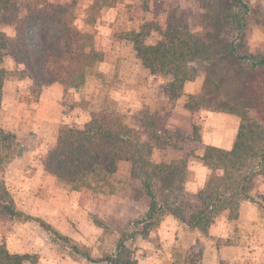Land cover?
I'll return each mask as SVG.
<instances>
[{"label":"trees","instance_id":"1","mask_svg":"<svg viewBox=\"0 0 264 264\" xmlns=\"http://www.w3.org/2000/svg\"><path fill=\"white\" fill-rule=\"evenodd\" d=\"M200 2L205 14L198 33L190 32L186 24L163 29L156 21H145L139 30L123 33L121 38L132 44L137 60L150 75L168 79L164 89L172 101L183 96L187 82L203 73L202 90L188 96L186 107L238 116L241 123L233 148L208 146L203 156L192 154L171 163H155V149H177L186 137L157 130L155 116L146 107L137 112L133 126L126 116L114 111L93 114L82 129L63 125L56 146L46 150L41 164L58 181L82 191L92 189L90 178L102 180L115 174L120 162H128L132 177L142 182L149 199L146 224L156 227L170 213L207 233L215 215L229 211L230 219L237 218L240 202L253 200L249 184L254 174L264 179V51L252 52L249 45L257 21L252 0ZM10 4L11 0H0V12L9 10ZM74 19L73 8L60 5L30 10L18 21L14 39L0 31V114L9 76L29 80L30 94L38 102L46 87L59 84L67 90L83 86L88 72L103 62L104 53L96 48L93 36L78 31L72 24ZM7 57L17 65L15 71L3 67ZM27 145V136L0 125V217L37 221L46 232L65 241L77 259L137 264L123 240L115 256L96 260L90 248L60 234L42 219L17 210L4 175ZM190 158L212 171L196 195L185 190ZM38 260V255L11 254L0 244V264H37ZM188 264L194 263L188 260Z\"/></svg>","mask_w":264,"mask_h":264},{"label":"rangeland","instance_id":"2","mask_svg":"<svg viewBox=\"0 0 264 264\" xmlns=\"http://www.w3.org/2000/svg\"><path fill=\"white\" fill-rule=\"evenodd\" d=\"M200 1L11 0L9 10L0 12V31L6 37L10 39L16 37L18 21L27 16L30 10L56 9L60 5L71 6L75 14L73 26L78 31L93 36L96 48L104 53V60L88 72L83 86L65 90L60 85L63 92L60 97V94H57V97L62 98V101L59 104H52L51 107L47 105L41 111L40 101L37 102L30 94V81L9 76L7 99L3 98L0 114L1 127L17 135L27 136L26 153L30 151L37 155L41 165L46 150L56 146L58 132L63 125L82 129L93 114L102 111L118 112L126 116L128 124L136 125L138 103L136 100L134 105L127 102L123 91L127 88L133 95L135 92L137 95L138 86L147 82L149 76L142 72L132 44L121 38L123 33L139 30L145 21H156L163 29L170 24H186L190 32L198 33L202 29L205 14ZM260 9H262L260 6L255 8L256 19L261 14ZM255 28L264 33V22L257 20L254 30ZM256 44L258 43L250 44L252 52L261 49L257 48ZM3 67L8 71L17 69V65L10 57L6 58ZM204 77L203 73L198 76ZM55 95V92L49 93L50 97ZM149 109L155 116L157 130L167 131L166 125L170 114L166 111L168 105L162 103L161 111ZM196 128L199 133L200 128L197 126ZM185 137L186 140L178 143L183 154L169 153L167 149L163 153L155 152L153 159L169 162L180 155L184 159L186 155L195 154L202 148L195 140V133L193 136ZM42 169L44 170L43 166ZM191 175L190 172L189 176ZM4 177L7 188L15 195L12 190H16L18 179L15 178L11 182L6 173ZM42 180L30 181L27 188L22 187L29 196L25 204L22 203L21 207L16 206L17 210L27 208L30 210V216L42 219L60 234L90 248L94 259L99 260L106 255L115 256L121 240L134 257L140 242L150 241V230L154 231L155 228L146 224L149 199L142 182L132 177L129 163L120 162L116 173L102 180L90 178L88 182L92 184L91 190L75 191L64 182ZM0 244H5L11 254L19 252L38 255L37 264H107L77 259L71 255L65 241L46 232L37 221L25 223L7 215L0 217ZM135 245H138L137 249ZM144 249L141 247V250ZM182 251L181 256L188 248Z\"/></svg>","mask_w":264,"mask_h":264},{"label":"crops","instance_id":"3","mask_svg":"<svg viewBox=\"0 0 264 264\" xmlns=\"http://www.w3.org/2000/svg\"><path fill=\"white\" fill-rule=\"evenodd\" d=\"M252 4L254 7L262 8L257 20L264 22V0H252ZM253 42L258 43L256 44L257 48L264 50V33L259 28H255L249 45ZM138 64L142 72L149 76V80L138 86L137 95L136 92L133 95L127 88L123 91L124 99L127 102L134 105V101H137L138 112L146 107L161 111L160 107L163 103L165 106L168 105L166 111L170 113L166 125L167 131L193 136L196 126L200 128L197 143L202 148L195 152L196 156H203L208 146L223 150L233 148L241 123L238 116L207 110L191 111L186 107L188 96L198 94L202 90L205 77H197L194 81L187 82L184 86L183 96L172 101L164 89L168 79L152 76L148 70L142 67L140 61ZM7 83L6 80L3 92L4 100L7 99ZM46 88L48 89L44 88L39 98L40 111L44 110L47 105L51 107L52 104H59L62 101V98L57 97V94H60V97L63 92L60 85L55 84ZM51 92H55L54 98L49 96ZM159 131L162 132V130ZM166 150L155 149L152 160L155 163H171L182 158V155L179 157L177 154L176 157H178L172 158L169 162L153 159L155 152L163 153ZM168 150L169 153L180 152L183 154V150L179 147L177 149L168 148ZM188 169L192 175L186 182L185 190L191 195H196L204 188L212 171L195 158H190ZM44 172L47 173L42 169L37 155L30 151L28 153L25 151L21 157L10 163L6 170L8 180L13 182L15 178L18 179L16 190H12L15 194L12 196L16 206L21 207L22 203L27 202L29 194L22 187L27 188L30 181L57 180L50 174L44 175ZM8 186L10 185L8 184ZM249 195L253 200L240 202L237 218L230 219L229 211H223L213 217V222L208 227L207 233L191 226L189 221H181L173 214L167 213L154 227L155 230H150V241H141L139 248L138 245H135V249H138L133 258L137 264H188V260H192L194 264H264V179L259 173L254 174L250 179ZM22 200L23 202H20ZM192 202L195 201L192 200ZM20 211L30 215V210L27 208H20ZM141 247L148 251L141 250ZM184 248H188V251L181 256ZM16 254L20 253L16 252Z\"/></svg>","mask_w":264,"mask_h":264}]
</instances>
